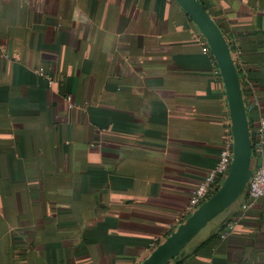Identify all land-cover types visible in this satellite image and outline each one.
Returning <instances> with one entry per match:
<instances>
[{"label":"crops","instance_id":"crops-1","mask_svg":"<svg viewBox=\"0 0 264 264\" xmlns=\"http://www.w3.org/2000/svg\"><path fill=\"white\" fill-rule=\"evenodd\" d=\"M198 1L253 134L264 0ZM208 47L176 0H0V264H141L176 230L232 129ZM245 194L168 264H264Z\"/></svg>","mask_w":264,"mask_h":264},{"label":"water","instance_id":"water-1","mask_svg":"<svg viewBox=\"0 0 264 264\" xmlns=\"http://www.w3.org/2000/svg\"><path fill=\"white\" fill-rule=\"evenodd\" d=\"M176 1L200 29L221 73L230 109L234 158L228 177L220 189L179 225L141 264H168L176 258L208 223L243 197L251 177L253 149L250 129L240 77L231 49L217 23L198 0Z\"/></svg>","mask_w":264,"mask_h":264},{"label":"built area","instance_id":"built-area-1","mask_svg":"<svg viewBox=\"0 0 264 264\" xmlns=\"http://www.w3.org/2000/svg\"><path fill=\"white\" fill-rule=\"evenodd\" d=\"M208 49H210V47H208ZM36 74L43 75L42 72L38 71ZM216 74L222 79L219 70H217ZM53 83L54 81L50 78L49 85L51 86ZM67 100L71 102L70 97H68ZM250 137L253 149L252 159L255 160V166L251 169V177L245 192L246 198L242 203V211L244 212L247 211L254 202L264 200V119L260 120L257 131L253 134L250 133ZM233 158L234 136L232 129L229 128L224 148L220 153L219 161L194 193L186 210L185 217L180 221L179 225L184 223L203 203L208 201L220 189L225 179L228 177ZM234 226L235 225L232 223L228 224L227 228L220 233V237L222 239H227L232 234ZM178 227H176V229Z\"/></svg>","mask_w":264,"mask_h":264}]
</instances>
